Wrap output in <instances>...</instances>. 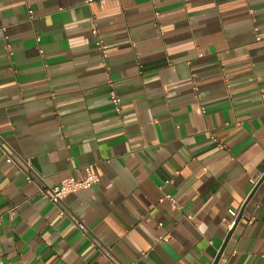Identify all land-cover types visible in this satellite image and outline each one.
I'll list each match as a JSON object with an SVG mask.
<instances>
[{
  "label": "crops",
  "instance_id": "1",
  "mask_svg": "<svg viewBox=\"0 0 264 264\" xmlns=\"http://www.w3.org/2000/svg\"><path fill=\"white\" fill-rule=\"evenodd\" d=\"M215 263L264 264V0H0V264Z\"/></svg>",
  "mask_w": 264,
  "mask_h": 264
},
{
  "label": "built area",
  "instance_id": "2",
  "mask_svg": "<svg viewBox=\"0 0 264 264\" xmlns=\"http://www.w3.org/2000/svg\"><path fill=\"white\" fill-rule=\"evenodd\" d=\"M92 34L96 38L95 40L96 47H98L100 51L104 50L102 42L100 41V38H99L98 30L93 29ZM110 98H111V101H112V104L115 110L117 111V113H120L121 99L114 92L111 93ZM213 140L216 142L215 139ZM7 163L12 164L14 163V160L11 157H8ZM26 166L29 170V174H27L26 176V179L29 183L35 180H41V177L32 169L29 163H26ZM85 172H86V177L82 181H76L73 178L65 179L58 186L42 189L41 195L45 199L53 203L54 205H60L61 203H63V200L66 196L82 191V190L91 189L93 186L98 185V183L100 182L98 173L92 171L90 167H86ZM164 199L169 200L173 208L178 207L175 203V200L173 199L171 195H166ZM229 215L232 217V221L228 227L229 229H232L236 223V219L238 215L235 211H229Z\"/></svg>",
  "mask_w": 264,
  "mask_h": 264
},
{
  "label": "water",
  "instance_id": "3",
  "mask_svg": "<svg viewBox=\"0 0 264 264\" xmlns=\"http://www.w3.org/2000/svg\"><path fill=\"white\" fill-rule=\"evenodd\" d=\"M241 214H242V213H241ZM241 214H240V216L238 217V219L236 220V223L241 219V216H242ZM236 223H235V224H236ZM231 234H232V231L229 233L228 239L230 238ZM221 253H222V250H221V252H220V254H219V256H218L216 262L218 261V259H219L220 255H221ZM215 264H216V263H215Z\"/></svg>",
  "mask_w": 264,
  "mask_h": 264
}]
</instances>
